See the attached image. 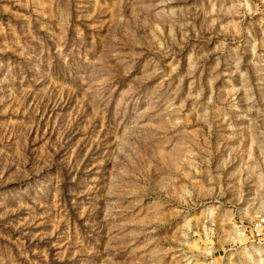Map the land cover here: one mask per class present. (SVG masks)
Masks as SVG:
<instances>
[{"label": "rangeland", "instance_id": "374dc122", "mask_svg": "<svg viewBox=\"0 0 264 264\" xmlns=\"http://www.w3.org/2000/svg\"><path fill=\"white\" fill-rule=\"evenodd\" d=\"M264 0H0V264H264Z\"/></svg>", "mask_w": 264, "mask_h": 264}, {"label": "built area", "instance_id": "2783aa9c", "mask_svg": "<svg viewBox=\"0 0 264 264\" xmlns=\"http://www.w3.org/2000/svg\"><path fill=\"white\" fill-rule=\"evenodd\" d=\"M264 238V217L256 220L250 227L243 222L233 224L230 235L231 243H242L247 240L260 242Z\"/></svg>", "mask_w": 264, "mask_h": 264}]
</instances>
